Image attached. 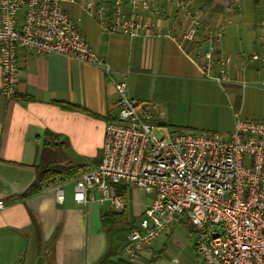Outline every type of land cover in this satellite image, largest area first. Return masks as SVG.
<instances>
[{"label":"crops","instance_id":"1","mask_svg":"<svg viewBox=\"0 0 264 264\" xmlns=\"http://www.w3.org/2000/svg\"><path fill=\"white\" fill-rule=\"evenodd\" d=\"M116 1L63 2L81 34L110 64V73L61 53L20 50L17 95L0 94V200L5 201L0 264H94L107 250L110 226L102 216L115 210L99 202L97 191H89L85 203L75 200L74 191L79 175L101 162L106 124L118 110L116 80H127L129 94L144 102L149 118L171 129L225 134L238 118L264 119V61L245 63L238 55H264V0H186L201 20L192 40L184 37L190 19L180 0H154L151 8L122 0L123 14L146 26L133 37L108 32L97 12L101 7L110 12ZM209 49L217 57L231 55L224 65L229 80L204 73L199 59ZM217 71L218 64L212 72ZM1 84L0 66V91ZM47 139L65 142L63 164L81 169L23 196ZM57 187L63 189L62 201L56 198ZM112 190L126 198L117 226L133 229L154 193L124 183ZM125 242L113 262L132 264L119 254ZM194 245L193 227L182 219L156 238L143 264H200Z\"/></svg>","mask_w":264,"mask_h":264},{"label":"built area","instance_id":"2","mask_svg":"<svg viewBox=\"0 0 264 264\" xmlns=\"http://www.w3.org/2000/svg\"><path fill=\"white\" fill-rule=\"evenodd\" d=\"M64 1L77 0H0L3 96L17 95L20 50L61 53L111 72L110 64L95 52L64 9ZM128 1L151 8L154 0ZM180 5L190 19L184 37L195 39L201 20L189 10L188 1L180 0ZM97 13L111 33L133 37L146 26L123 14L122 0L110 12L101 7ZM216 32L221 40L223 31ZM238 55L245 63L264 61L257 52ZM199 60L208 77L229 80L224 65L231 55L217 57L209 49ZM114 85L118 110L106 124L101 162L79 175L74 198L85 203L87 193L97 191L99 202L121 212L126 198L114 193L112 185L124 183L154 193L120 257L143 264L145 251L163 231L189 219L200 264H264V119L238 118L235 128L225 134L185 127L167 131L149 118L144 102L129 94L127 80H116ZM56 198H64L61 187ZM4 207L1 199L0 210Z\"/></svg>","mask_w":264,"mask_h":264},{"label":"trees","instance_id":"3","mask_svg":"<svg viewBox=\"0 0 264 264\" xmlns=\"http://www.w3.org/2000/svg\"><path fill=\"white\" fill-rule=\"evenodd\" d=\"M52 136L53 133L49 132ZM56 137V136H55ZM65 147V142L51 143L50 139H47L43 143L41 150L39 163L36 165V177L29 188L22 194L23 196H29L39 192L44 187L58 183L63 179L74 177L81 169L80 165H66L63 164V156L61 151ZM122 212L105 211L103 213V224L110 226L108 229L109 239L107 250L103 256L94 264H128L126 262L118 261L113 262L112 258L117 254L120 244L127 240L132 227H118L116 222L117 218ZM38 264H45L42 260Z\"/></svg>","mask_w":264,"mask_h":264},{"label":"rangeland","instance_id":"4","mask_svg":"<svg viewBox=\"0 0 264 264\" xmlns=\"http://www.w3.org/2000/svg\"><path fill=\"white\" fill-rule=\"evenodd\" d=\"M160 128H162V129H165V130H167V131H171V130H173V129H171V127H168V126H159ZM156 133L158 134V135H160V131L159 130H157L156 131ZM141 191V190H140ZM141 193V192H140ZM189 220V219H188ZM190 222V221H189ZM191 224V223H190Z\"/></svg>","mask_w":264,"mask_h":264}]
</instances>
